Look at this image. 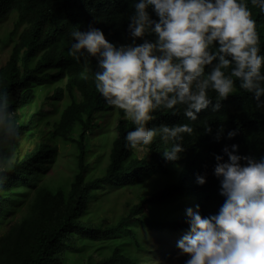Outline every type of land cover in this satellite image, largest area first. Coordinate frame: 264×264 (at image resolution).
Returning <instances> with one entry per match:
<instances>
[{"label":"trees","instance_id":"16d2710c","mask_svg":"<svg viewBox=\"0 0 264 264\" xmlns=\"http://www.w3.org/2000/svg\"><path fill=\"white\" fill-rule=\"evenodd\" d=\"M129 11L130 6H122L115 0H0V21L15 13L17 31L13 32L16 39L8 60L0 68V92L8 94L10 111L19 112L35 102L36 87L40 84L64 82L46 98L58 102L66 94L69 99L48 132L51 140L62 139L71 144L74 157L71 179L56 188L43 178L56 161V146L38 143L33 151L3 165L0 224L29 200L27 213L9 223L0 234V264H63V254L76 249L81 241L107 239L113 241L110 254L89 264H135V258L123 248L122 240L117 239L128 237L140 247L136 231L131 227L185 233L188 224L181 209L187 201L200 206L202 217L217 214L225 198L220 195L219 180L213 174L214 155H222L226 160L222 149L228 146L231 150L230 146L236 144L240 155L256 159L264 156V109H258L251 94L239 89L236 82V90L218 112L202 110L196 121L186 118L182 110L176 115L156 113L155 119L148 123L149 127L160 123L193 127V134L185 136V150L176 161L163 159L162 152L167 146L158 137L152 144L138 147L147 150L143 157L133 149H126L124 136L134 126L121 110H116L107 165L100 176L90 178V134L100 129L97 122L100 115L114 109L105 104L91 80L82 79L81 65L68 56L73 42L69 33L73 28L85 30L92 24L110 42L130 43L125 31ZM261 29L258 33L264 54V29ZM91 68L95 70V60L91 61ZM235 92L239 94L234 103ZM209 95L214 98L215 93ZM46 99L27 125L18 121L20 115L14 117L18 136L25 129H33L36 115L47 114L51 105L45 108ZM205 123L211 132L205 133ZM220 128L224 129V135L217 142L214 137ZM229 130L237 131L232 139L225 138ZM73 132L78 133L76 138ZM153 175H168L175 181L134 204L127 203L126 214L114 222L91 215L104 185L126 188V185L143 184ZM196 175H204L205 184L197 185ZM105 192L109 191L104 189Z\"/></svg>","mask_w":264,"mask_h":264},{"label":"clouds","instance_id":"9594fccd","mask_svg":"<svg viewBox=\"0 0 264 264\" xmlns=\"http://www.w3.org/2000/svg\"><path fill=\"white\" fill-rule=\"evenodd\" d=\"M115 1L130 6L125 30L130 43L114 44L89 24L69 33L73 42L68 56L81 65L82 79L93 82L105 104L121 110L134 126L124 136L126 149L150 145L158 137L167 146L163 159L178 160L193 127L148 123L156 113L182 110L196 121L202 110L218 112L236 82L264 109V54L258 33L264 29V0ZM204 131L211 132L207 123ZM236 134L229 130L225 138ZM222 135L220 128L214 139L219 142ZM17 138L8 94L0 92V173L5 162L11 164L2 153ZM230 147L222 149L226 160L214 155L213 174L225 198L217 214L202 217L195 203L185 209L188 231L176 245L187 257L184 264H264V156L240 155L236 144ZM205 182L204 175H196L197 185Z\"/></svg>","mask_w":264,"mask_h":264},{"label":"rangeland","instance_id":"374dc122","mask_svg":"<svg viewBox=\"0 0 264 264\" xmlns=\"http://www.w3.org/2000/svg\"><path fill=\"white\" fill-rule=\"evenodd\" d=\"M16 21V14L12 13L10 16L0 21V68L3 67L8 60L10 51L16 36L13 32ZM64 82L48 83L43 82L36 87L37 97L35 102L28 108L19 112L13 110L14 117L27 125L31 120L30 117L36 113L42 106L43 100L52 94V91L58 87L63 86ZM47 100V99H46ZM69 99L64 95V98L58 102L54 100H47L45 108L48 107L47 114L39 113L33 118V129H25L15 141L10 150H6L5 157H10L11 163L17 158L22 157L25 153L33 151L38 143H45L51 146H56L57 157L55 163L50 170L43 177L44 180L52 187L63 186L64 183L71 179L74 167V157L72 155V147L67 141L57 139L55 141L50 139L49 130L51 123L59 117L61 111L67 106ZM117 120V111L112 110L100 115L97 119L100 129L90 134L91 151L89 153L90 163V178L100 176L108 162V155L114 137L115 124ZM32 126V124H31ZM32 133V135H30ZM72 136L76 138L78 133L73 132ZM139 157L147 154L145 148H137L134 150ZM4 164H7L6 162ZM177 172V171H175ZM158 178V179H157ZM175 180L170 176L153 175L145 183L135 186H124L126 188L116 189L112 184L104 185L98 198L95 200V205L92 209L91 215L94 218L106 219L108 223L114 222L127 212V203L134 204L140 198L149 196L152 192L161 190L167 184ZM130 187V188H129ZM109 191L103 193V190ZM29 200V199H28ZM28 200L22 206L14 211V214H9L3 223L0 224V234L4 232L9 223L20 219L28 210ZM187 201L181 209V213H185L188 207L194 208V202ZM174 203V202H173ZM172 203L168 206H171ZM183 214V213H182ZM182 216H185L183 214ZM136 231L137 242L140 247L130 238H123L122 246L127 250L128 254L135 258V264H184L187 259L185 255L179 253L177 248V241L181 239L184 233L173 234L169 232H157L147 228L135 225L131 227ZM113 246L111 239L101 241L84 240L78 243L76 249L67 251L63 254V264H89L96 263L110 254V248Z\"/></svg>","mask_w":264,"mask_h":264}]
</instances>
